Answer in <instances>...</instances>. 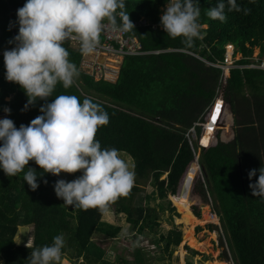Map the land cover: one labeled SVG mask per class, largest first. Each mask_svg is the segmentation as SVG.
<instances>
[{
    "label": "trees",
    "instance_id": "obj_1",
    "mask_svg": "<svg viewBox=\"0 0 264 264\" xmlns=\"http://www.w3.org/2000/svg\"><path fill=\"white\" fill-rule=\"evenodd\" d=\"M219 2L198 0L201 36L194 40L192 47H186L182 38L171 39L160 28V17L169 0H124V10L130 20L145 17L157 25L156 30L147 27L130 33L146 53L124 56L114 83L95 81L80 70L83 57L80 48L71 47L67 40L63 46L79 71L75 83L68 89L58 83L47 101L38 99L24 111L27 96L18 84H5L4 60H0V115L4 108L10 109V119L17 128L22 124L27 126L42 115L40 107L58 95H75L81 102L89 98L108 114L109 123L98 129L96 139L101 148H116L131 158L135 179L128 196L118 198L107 211L124 215L130 233L160 231V220L168 209L173 219L181 214L178 223L189 224L186 217L190 222L195 220L188 196L199 170L195 163L190 164L194 154L186 133L215 99L223 69L214 64L226 63L230 44L234 46V53L241 55L237 65L264 62V0H236L241 8L251 9L247 15L243 11L229 12L227 0H223L227 17L223 23L206 15ZM25 3L26 0H0V49L16 43L13 38L19 29L17 10ZM254 47L259 48V57L255 60ZM224 97L233 113L236 136L233 142L218 140L215 146L200 151L198 161L204 181L199 192L209 195L225 237L227 234L226 242L235 264H264V198L253 197L249 188L250 183L256 182L258 170L264 167V70L231 69ZM217 105L220 106L218 113ZM228 112L219 97L204 127L201 146H206L219 128V114L226 113L231 122ZM196 130L198 133L199 128ZM26 167L34 168L38 174L42 171L33 161ZM253 169L257 170L256 175L249 180L248 173ZM63 174L38 176L39 187L32 191L23 179L24 172L7 177L0 169V264H29L33 248L50 245L58 234L65 237L63 264H71L66 258L73 264H150V255L139 243L131 252L132 261L126 256L114 261L107 257L106 250L93 236L99 232L116 238L121 226L104 220L107 211L77 209L57 198L54 184ZM74 174L79 177L82 173ZM141 184L153 189L144 198L140 195ZM176 195L173 201L177 209L172 208L171 202H165L169 196ZM30 225L34 226L33 245H17L19 227ZM187 233L184 234L186 243L197 249L204 247L195 241L192 228ZM152 236L156 246L163 245L172 253L176 242L172 241L170 231Z\"/></svg>",
    "mask_w": 264,
    "mask_h": 264
},
{
    "label": "clouds",
    "instance_id": "obj_2",
    "mask_svg": "<svg viewBox=\"0 0 264 264\" xmlns=\"http://www.w3.org/2000/svg\"><path fill=\"white\" fill-rule=\"evenodd\" d=\"M225 7V3L221 0L216 7L210 8L206 15L212 20L223 23L227 19ZM227 7L229 12L243 11L245 15L251 11L248 8H241L236 0H227ZM124 9V0H26V3L17 10L19 29L18 34L13 38L16 46L4 51L1 57L6 70L5 79L18 84L27 96V104L22 111L29 105H34L38 99L47 101L58 83L65 89L75 83L79 71L68 58L69 52L63 46L65 41L78 40L81 52L91 54L99 45L105 27H110L112 31L131 33L134 24ZM117 16L120 18L119 24ZM199 18L198 0H169L160 17V28H163L169 38H182V43L186 47H192L194 40L201 36ZM149 27L153 29L152 25ZM134 38L139 45L140 53L127 55L145 54L146 51L142 50L137 38ZM229 46L234 48L231 44L227 48ZM236 55L234 49L230 55L226 50V63L229 60L231 66L230 63L214 64L223 69L215 99L204 116L186 133L194 154L190 164H196L202 182L204 180L199 161L196 159V157L199 159L197 152L213 147L218 141L214 143L212 141L209 145L212 139H218L215 138V132L218 130L216 129L208 144L201 146L204 127L211 113L210 107H214L219 97H222L225 106L229 105L224 94L230 70L233 68L264 70L261 67L264 62L258 65H237L236 62L241 57L235 58ZM39 111L42 115L31 120L27 126L22 124L19 128L11 119H0V169L7 177H15L24 172V181L32 191H35L39 187L37 177L44 173L59 176L61 173L80 172L82 174L70 182L57 180L54 184V192L65 205L85 211L95 208L106 212L118 198L128 196L135 179L134 164L130 166L116 148H101L96 133L101 126L109 123V116L98 103L89 98L81 102L75 95H58L51 103L42 105ZM4 112L10 113V109L4 108ZM220 119L219 114L217 126L220 125ZM196 128H199L198 133ZM193 145L196 146V150ZM30 161L42 170L39 174L34 168L26 167ZM187 169L179 185L183 182ZM258 171L256 182L250 183L249 188L253 197L264 198V167ZM256 172V169L249 171V180L256 175ZM43 182L47 183L46 180ZM175 197L177 195L173 198ZM208 198L210 199L209 196ZM212 214L210 218L217 219L218 227L220 224V239L223 242V246L219 245L222 248L221 255L223 256L225 252L228 257L227 260L223 256L224 263L235 264L228 252L220 219L214 211ZM64 246V235H56L50 245L33 248L28 257L29 264H62ZM175 247L177 245L173 248Z\"/></svg>",
    "mask_w": 264,
    "mask_h": 264
},
{
    "label": "rangeland",
    "instance_id": "obj_3",
    "mask_svg": "<svg viewBox=\"0 0 264 264\" xmlns=\"http://www.w3.org/2000/svg\"><path fill=\"white\" fill-rule=\"evenodd\" d=\"M206 27V26H204ZM234 48H227L228 51H232ZM259 48L254 47L253 48V58H258ZM231 54V52H230ZM241 55L238 53L235 58H240ZM229 58V57H228ZM263 58V57H262ZM230 63V64H229ZM231 66V62L228 60L226 65ZM114 81V78L112 79ZM225 108L229 111L228 113L231 116V122L229 120V117L226 115V113L221 115L220 119V125L218 130L215 132V138L218 139H212L210 141L216 142L217 140L223 141L224 143H230L233 142L234 134H235V126H234V120L232 116V111L228 104H226ZM210 112L214 110V107H210ZM210 116V114H209ZM229 129V132L226 131V129ZM121 157L129 162L130 166L133 164V161L129 156H127L124 153H120ZM197 155L199 153L197 152ZM78 178L76 174H63L61 176V179L65 181H72L74 179ZM166 176L162 178L164 180ZM202 185V179L199 175L197 178H195L192 191L189 193V200L191 202V205L189 206L191 215L195 218V220H192V222L189 221V219L186 217V221L189 224L185 223H178V219L181 217V214L173 219L172 213L170 209L166 210L165 214L162 216L160 222L161 225L158 227L160 231L158 232H150V234H135L128 232V224L125 220V216L122 214L116 215L113 211L109 210L104 215V220L106 222H112L113 224H117L121 226V231L119 232L118 236L116 238H108L105 235L96 232L93 236V239L102 246L106 252L107 257L114 261L117 260L119 256H126V258L129 261L133 260V256L131 252L133 251L134 246L139 243V246L141 245L146 253H148L150 256V264H187L188 261H192L193 264L203 263V264H209L211 260H213L212 264H228L224 263V259L222 254V248L219 246V239L221 237L220 233V224L219 227L216 223L217 219L210 218V215L213 213L212 209L213 206L211 205L212 201L210 202V199L207 195L203 196L199 192V187ZM139 189L141 191L140 195L144 198L145 196H148L151 194L153 189L149 185L141 184L139 186ZM173 197H168V199L165 201L171 202L172 208L176 207L175 202L173 201ZM164 202V203H165ZM206 210V214L208 216H205L203 213ZM208 212V213H207ZM198 213V216L196 215ZM184 214V213H183ZM214 215V214H212ZM169 218V221L167 220ZM198 219V220H196ZM174 222L176 225H174ZM178 227V229H177ZM192 228V235L200 244H203L204 247L201 249H197L185 241L184 234H188L187 230H191ZM170 231L172 234V241L176 242L177 247L173 248L172 253L167 250H165L164 246H156V244L153 241L152 235H157V233L164 232L167 233ZM33 233H34V226H21L18 229V234L15 238V242L17 245L26 246L33 245ZM136 235H139L136 237ZM190 235V234H189ZM224 237L225 234L223 233ZM227 239V234L226 237ZM188 239V238H187ZM185 241V242H184ZM184 242V243H183ZM187 246L189 248L194 249L197 251L200 255H192V252L189 249H186ZM228 252L231 255V252L228 248ZM202 255L206 256L208 258L206 261H202ZM193 256V257H192ZM232 256V255H231ZM66 260L70 262L72 261L70 259ZM64 259L62 260L63 264ZM221 261V262H219ZM134 264V263H133ZM230 264V263H229Z\"/></svg>",
    "mask_w": 264,
    "mask_h": 264
},
{
    "label": "built area",
    "instance_id": "obj_4",
    "mask_svg": "<svg viewBox=\"0 0 264 264\" xmlns=\"http://www.w3.org/2000/svg\"><path fill=\"white\" fill-rule=\"evenodd\" d=\"M118 24L120 23V18L117 16ZM134 24V29L146 28L152 25L153 29H156L155 24H151L148 19L141 17L136 20H131ZM107 23V22H105ZM132 31V30H131ZM101 42L96 47V49L91 54H83V56H90L89 61H83L81 69L82 71L91 76L95 81H106L114 82L118 74V66L121 62V58L127 54H137L139 52V45L134 37L130 35V31H112L110 27H105L104 31L101 33ZM71 42L78 44V40H72ZM16 44L12 48H14ZM8 48L5 50H0V58L3 57V53L6 50H11ZM113 62H109V61ZM119 63V64H117ZM264 68V63L261 64ZM114 78V81L112 80ZM6 83L9 85L11 82L5 79ZM8 118L10 119L9 113H3L0 115V119ZM192 131V130H191Z\"/></svg>",
    "mask_w": 264,
    "mask_h": 264
},
{
    "label": "crops",
    "instance_id": "obj_5",
    "mask_svg": "<svg viewBox=\"0 0 264 264\" xmlns=\"http://www.w3.org/2000/svg\"><path fill=\"white\" fill-rule=\"evenodd\" d=\"M70 40V39H69ZM102 40H101V38H100V42H101ZM14 44H16V43H14ZM14 44L12 45V46H9V47H6V48H3V49H1V50H5V49H8V48H12L13 46H14ZM70 45H71V47H73V48H75V49H79L80 48V46L78 45V44H75V43H73V42H71L70 41ZM83 56V55H82ZM88 57H90V56H83L82 57V62H81V66H82V63H83V61H89V58ZM112 61V60H111ZM113 64L115 65V63L113 62ZM117 64H119V63H117ZM81 66H80V70L82 71V69H81ZM120 66V65H119ZM119 66H118V68H119ZM6 71V70H5ZM5 71H4V75H3V79H4V82H5V84L6 85H9L8 83H6V81H5ZM83 72V71H82ZM232 116H233V113H232ZM233 120H234V118H233ZM235 136H236V131H235V134H234V138H235ZM234 141V140H233ZM218 142V141H217ZM217 142L216 143H214V145L215 144H217ZM223 142V141H222ZM213 145V146H214ZM179 188H180V185H179V187H178V191H177V195H178V193H179ZM207 196H209V195H207ZM171 197V196H170ZM211 205H212V203H211ZM177 245V244H176ZM188 247L189 246H187V248L186 249H188ZM192 249V248H191ZM194 250V249H193ZM191 251V250H190ZM192 252V251H191ZM192 255H193V253H192ZM196 255H200L198 252H197V254ZM194 256V255H193ZM192 256V257H193ZM208 258H206V256H204V255H202V261L204 260V261H206ZM213 260H211L210 262H212ZM189 262V261H188ZM192 262V261H191ZM192 264H193V262H192ZM199 264V263H198ZM203 264V263H202Z\"/></svg>",
    "mask_w": 264,
    "mask_h": 264
},
{
    "label": "water",
    "instance_id": "obj_6",
    "mask_svg": "<svg viewBox=\"0 0 264 264\" xmlns=\"http://www.w3.org/2000/svg\"><path fill=\"white\" fill-rule=\"evenodd\" d=\"M196 159L198 160L197 157H196ZM219 245H220V246H223L222 239H220V241H219ZM223 256L228 260L227 254H226L225 252H223Z\"/></svg>",
    "mask_w": 264,
    "mask_h": 264
},
{
    "label": "snow or ice",
    "instance_id": "obj_7",
    "mask_svg": "<svg viewBox=\"0 0 264 264\" xmlns=\"http://www.w3.org/2000/svg\"><path fill=\"white\" fill-rule=\"evenodd\" d=\"M219 110H220V106H219V105H217V107H216V112L218 113V112H219ZM213 119H215V115L213 116Z\"/></svg>",
    "mask_w": 264,
    "mask_h": 264
},
{
    "label": "bare ground",
    "instance_id": "obj_8",
    "mask_svg": "<svg viewBox=\"0 0 264 264\" xmlns=\"http://www.w3.org/2000/svg\"><path fill=\"white\" fill-rule=\"evenodd\" d=\"M229 48H231L230 46H229ZM230 52L231 51H229V55H230ZM109 62H113V61H109ZM227 73V72H226ZM208 213V212H207ZM205 216H208V214H206V210L204 211V213H203Z\"/></svg>",
    "mask_w": 264,
    "mask_h": 264
}]
</instances>
